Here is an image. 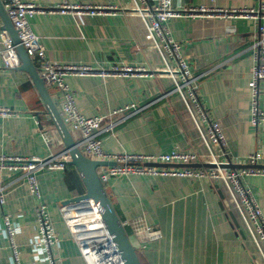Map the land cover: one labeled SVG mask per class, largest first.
<instances>
[{"label":"crops","instance_id":"0c3cea01","mask_svg":"<svg viewBox=\"0 0 264 264\" xmlns=\"http://www.w3.org/2000/svg\"><path fill=\"white\" fill-rule=\"evenodd\" d=\"M46 9L59 0H22ZM70 3L112 6L111 13H59L46 10L28 18L39 36L46 58L55 64H79L95 69L118 66L142 67L143 74L71 75L66 82L75 93L85 116L107 115L117 109L120 118L98 137L115 153L157 154L173 148L203 153L204 148L160 57L150 46L141 19L130 9V0H68ZM4 7L5 0H1ZM153 5L154 0H147ZM176 9L205 6L209 9H259L264 0H171ZM264 25V20H261ZM170 35L182 45V54L197 77L196 92L209 117L222 128L227 167L261 154L264 166V122L256 125L250 115L248 82L253 65V42L258 20L224 19L216 15L171 17ZM2 21L0 19V27ZM1 47V45H0ZM35 65L36 60L32 58ZM258 108L264 110V81L259 83ZM54 101V100H53ZM59 110V103L54 101ZM0 155L45 157L66 149L45 103L29 74L20 69L0 70ZM72 139L76 135L70 132ZM204 165L208 163L202 162ZM201 162L188 167L198 168ZM179 168L182 165L167 164ZM40 198L29 191L18 171L0 170V264H15L10 242L4 235L3 215L17 228L14 242L24 264H45L33 244L37 237L35 214L46 205L57 234L53 256L56 264H86L62 217L60 207L84 193L75 166L36 173ZM264 215V176H247ZM105 190L123 223L143 218L161 231V237L142 243L124 227L141 264H262L237 214L228 205L223 187L207 178L184 176L116 175Z\"/></svg>","mask_w":264,"mask_h":264},{"label":"built area","instance_id":"2783aa9c","mask_svg":"<svg viewBox=\"0 0 264 264\" xmlns=\"http://www.w3.org/2000/svg\"><path fill=\"white\" fill-rule=\"evenodd\" d=\"M7 16L17 31L20 45L26 54L36 60V69L43 79L44 85L52 100L59 103V113L69 131L76 135L75 145L86 157L106 161L108 164L96 167L99 181L105 185L112 176L116 175H149V176H184L207 178L213 184H220L226 195L228 205L237 214L247 236L249 237L256 256L264 264V215L257 203L256 197L246 182L247 176H264V166L260 165L261 154L251 153L242 157L238 168L227 167L223 163L222 155H226V140L219 123L209 117L196 92L197 77L192 74L188 60L182 54L183 45L169 33L166 22L171 17L187 15L202 17L216 15L220 18H251L258 20L253 42V65L248 82L250 91V115L254 124L264 122V110L258 108L259 83L264 81V7L259 9H209L203 5L176 9L171 0H154L148 4L147 0H130L131 11L137 15L145 29L146 37L151 47L156 51L162 63L163 72L170 78L173 91L177 92L183 102L198 137L204 148L203 153H187L175 148L157 154L143 153H115L104 149L99 133L112 126L123 116L122 109L112 111L107 115L109 122L103 125L102 116H85L76 105L75 93L66 82L71 75H118L143 74L142 67L118 66L110 69H95L79 64H55L50 62L44 53L39 36L33 31L28 18L34 13L46 10L59 13H111L112 6L86 5L59 0L56 7L46 9L33 2L22 0H5ZM262 1V0H260ZM0 70H14L19 67L20 59L16 44L10 33L0 27ZM53 101V102H54ZM9 110L0 108V113ZM201 162L198 168L187 165ZM208 163L209 165H204ZM71 164L68 149L48 156H10L0 155V170L18 171L25 177L29 191L38 199L40 190L36 173L40 170H61ZM167 164L182 165L179 168L167 167ZM4 201L0 193V203ZM65 224L75 240L80 255L86 264H126L103 219L98 205L91 198L70 202L60 207ZM37 222V237L33 244L45 257V264H56L53 249L56 247L57 234L50 220L47 207L39 203L35 214ZM3 233L10 242L15 264H24L19 258L20 248L14 242L17 232L11 216L3 215ZM123 227H128L132 235L142 242L153 241L161 237V231L144 223L143 218L124 221Z\"/></svg>","mask_w":264,"mask_h":264},{"label":"water","instance_id":"95a60500","mask_svg":"<svg viewBox=\"0 0 264 264\" xmlns=\"http://www.w3.org/2000/svg\"><path fill=\"white\" fill-rule=\"evenodd\" d=\"M0 19L2 21V28L7 30L14 43L16 44L17 54L20 59V69L26 71L31 77L35 87L37 88L40 96L42 97L46 109L51 116L56 128L63 140L66 149L69 150L71 156V165L77 169L83 185L84 193L73 197L68 202H76L82 199L91 198L100 208L103 219L108 227V230L117 246L121 256L124 258L126 264H141L136 248L132 245L130 238L119 219L113 204L104 189L103 185L98 179L96 167L99 165H106V161L93 160L81 153L76 147L74 140L70 135L68 127L64 124L60 113L54 104L50 94L48 93L43 79L39 76L38 71L32 59L26 54L24 48L20 45L17 31L11 24L5 7L0 0Z\"/></svg>","mask_w":264,"mask_h":264}]
</instances>
